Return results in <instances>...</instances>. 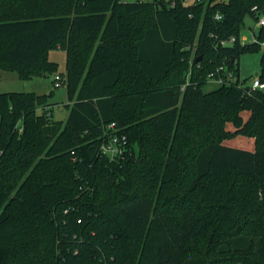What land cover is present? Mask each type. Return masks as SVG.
<instances>
[{
  "label": "trees",
  "instance_id": "trees-1",
  "mask_svg": "<svg viewBox=\"0 0 264 264\" xmlns=\"http://www.w3.org/2000/svg\"><path fill=\"white\" fill-rule=\"evenodd\" d=\"M212 1L0 0V67L56 73L62 48L70 100L64 121L53 91L0 93V264H264V89L205 90L261 50L264 0Z\"/></svg>",
  "mask_w": 264,
  "mask_h": 264
},
{
  "label": "rangeland",
  "instance_id": "rangeland-1",
  "mask_svg": "<svg viewBox=\"0 0 264 264\" xmlns=\"http://www.w3.org/2000/svg\"><path fill=\"white\" fill-rule=\"evenodd\" d=\"M257 31L256 19L248 16L245 19V26L241 32V38L244 42H251L254 38V33ZM263 50L246 52L241 55L238 60L237 66L240 68L241 79L249 77H258L261 71V57ZM51 60L59 63V69L56 73H47L42 76H34L29 79H23L19 76L18 72L8 70L0 67V93L3 92H37L39 94H49L53 91V95L49 97V107L52 110L53 118L55 120H66L70 109L66 106L70 103L68 96V88L65 83L60 86H55L53 80L55 74H64L66 72L67 54L62 48H53L48 52ZM65 77V75H64ZM248 83H251L249 79ZM218 85L214 82H208L205 90H212L217 88ZM246 115V112H245ZM227 127H232L228 124ZM239 139L240 146L253 147L252 139Z\"/></svg>",
  "mask_w": 264,
  "mask_h": 264
},
{
  "label": "built area",
  "instance_id": "built-area-1",
  "mask_svg": "<svg viewBox=\"0 0 264 264\" xmlns=\"http://www.w3.org/2000/svg\"><path fill=\"white\" fill-rule=\"evenodd\" d=\"M178 0H167L168 6H175ZM180 1V0H179ZM186 4L192 3H212V0H181ZM218 1V0H217ZM221 18L219 14L216 16ZM256 27L257 31L254 33L253 41H257L260 45V48L264 52V14L259 15L256 18ZM242 40V38H241ZM236 41V37L232 36L229 39L222 40L220 43L222 45H232ZM243 41V40H242ZM244 42V41H243ZM65 80V77L59 74L55 75V86H60L61 82ZM242 81L240 76L237 73L229 69L226 65H219L214 71L209 74V82H214L217 85L221 84H230L236 81ZM244 85H249L252 89H264V82L260 81L259 76L251 78V83L248 82ZM128 136L125 132L120 131L116 126L115 122L111 123L108 126V131L106 132V137L100 144V151L104 155H108L111 158L117 156H122L127 149Z\"/></svg>",
  "mask_w": 264,
  "mask_h": 264
},
{
  "label": "water",
  "instance_id": "water-1",
  "mask_svg": "<svg viewBox=\"0 0 264 264\" xmlns=\"http://www.w3.org/2000/svg\"><path fill=\"white\" fill-rule=\"evenodd\" d=\"M159 4L162 6V7H166L164 2H159Z\"/></svg>",
  "mask_w": 264,
  "mask_h": 264
}]
</instances>
